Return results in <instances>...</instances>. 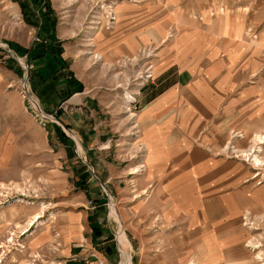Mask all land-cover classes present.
Here are the masks:
<instances>
[{
  "label": "rangeland",
  "instance_id": "obj_1",
  "mask_svg": "<svg viewBox=\"0 0 264 264\" xmlns=\"http://www.w3.org/2000/svg\"><path fill=\"white\" fill-rule=\"evenodd\" d=\"M116 1L0 0V210H13L2 217L0 260L28 256L23 264H58L53 259L59 256V227L80 209L74 198L83 187L77 180L82 170L84 179L92 175L101 183L102 213L117 249L112 255L105 249L98 253L109 263L128 264V255L131 264H139L143 255L146 264H264V142L254 139L264 135V120L253 122L248 130L232 131L218 153L199 161L205 167L195 169L192 183L172 189L153 184L137 195L141 191L134 190L131 179L117 184L118 191L107 181L109 161L121 166L144 163L138 171L134 168V177L146 169L138 159L145 147L135 150L142 145L137 137L139 101L130 104V98L123 101L122 96L127 91L136 96L134 89L145 73L138 63L148 61L147 67L150 59L157 60L154 50L142 49L119 57L109 71L102 59L90 65L100 50L87 45L88 40L97 26L104 31L113 27L116 18H108ZM100 16L102 22L95 23ZM50 34L57 45L61 40V54L48 51L44 57H28L25 49L41 51L40 42L50 40ZM19 45L22 53L16 50ZM27 87L41 109L25 96ZM61 96L67 98L59 101ZM53 119L63 122L71 137H58ZM46 124L52 128L49 134ZM256 153L263 159L258 166L253 162ZM159 188L181 198L193 195V223L181 209L170 214L176 205L168 202L166 193L150 196ZM144 204L153 206L149 217H142L139 206ZM34 213L39 216L27 228ZM12 214L18 219L11 220ZM48 228L52 236L43 245ZM70 230L63 231L69 236ZM30 241L38 247L21 251ZM42 258L50 261L43 263Z\"/></svg>",
  "mask_w": 264,
  "mask_h": 264
},
{
  "label": "crops",
  "instance_id": "obj_2",
  "mask_svg": "<svg viewBox=\"0 0 264 264\" xmlns=\"http://www.w3.org/2000/svg\"><path fill=\"white\" fill-rule=\"evenodd\" d=\"M110 7L116 18L113 27L104 31L103 26H97L88 40L100 50L94 52L90 65L96 62L95 53H99L100 60L108 63L109 71L119 57L135 55L142 49L154 50L157 60H149L153 78L143 79L138 89H134L139 101L137 137L142 144L135 150L145 147V154L138 159L145 162L146 169L134 177V168L144 163L130 165L129 162L121 166L109 161L106 179L112 180L117 191V184H127L131 179L137 186L134 190L141 191L137 195L153 184L172 189L175 185L192 183L195 169L205 167L201 163L206 162V155L218 153V146L227 141L232 131L248 130L253 122L264 120V0H119ZM81 45L85 44L81 42ZM147 62L138 63L143 72ZM81 92L84 91H77ZM110 101L117 103L112 97ZM52 121L58 137L66 140L70 135L63 122ZM50 129L46 124L48 134ZM64 148L65 152L69 149L66 145ZM79 164L84 165L82 161ZM90 166V163L85 165L86 169ZM76 168L79 170L80 166L77 164ZM82 173V170L77 173V180L83 187L74 198L80 209L68 215L71 221L59 227L55 246L59 256L53 259L58 264H84L90 259L103 258L98 253L100 249L110 255L117 249L112 240L113 231L102 213L105 203L101 183L92 175L84 179ZM154 190L150 196L161 191L166 193L170 204L176 205L170 214L184 211L193 223L192 194L189 199L184 194L181 198L169 193L168 189ZM141 206L142 217H149L153 206ZM12 211L0 210V228L3 215ZM18 216L12 214L11 220ZM67 227L72 229L69 236L63 231ZM51 236L48 228L43 245ZM24 247L21 251L27 252L38 246L30 241ZM23 260L29 257L4 259L0 264H23ZM139 264H146L143 255Z\"/></svg>",
  "mask_w": 264,
  "mask_h": 264
},
{
  "label": "bare ground",
  "instance_id": "obj_3",
  "mask_svg": "<svg viewBox=\"0 0 264 264\" xmlns=\"http://www.w3.org/2000/svg\"><path fill=\"white\" fill-rule=\"evenodd\" d=\"M74 0H69V2L70 3H72ZM68 2V3H69ZM112 16H114L115 17V15H114V13H112V11H110L109 10V18H108V20L110 21V19H111V17ZM102 19V17L100 16V17H96L95 18V20H94V22L95 23H100V22H102V20H97V19ZM107 18V17H106ZM108 21V22H109ZM102 26V25H101ZM101 26H100V28H101ZM73 33V32H72ZM94 39L92 38V39H90V41H93ZM91 44H93V43H89V44H87V45H91ZM94 60H96V61H99L100 60V54H97L96 56H94ZM129 93H127V95L126 94H124V100H127L128 101V98H130V101H129V103L130 104H132L133 103V101L132 100H134V96H131V94H129ZM132 101V102H131ZM254 139H255V141H258V142H264V135L263 134H256L255 135V137H254ZM229 144H230V142H229ZM227 147V146H226ZM236 149V148H235ZM227 151V150H226ZM253 162H254V164L255 165H260V164H262V162H263V159L259 156V154H253ZM264 163V162H263ZM140 169V167L139 168H136L135 169V171H138ZM1 186H4L5 188H6V184H4V183H2L1 184ZM114 212H116V211H114ZM38 216H39V213H37V214H35L29 221H28V223L26 224V227L28 228V226L30 225V224H33V222H34V220L36 219V218H38ZM19 227V226H18ZM23 228V227H22ZM25 228V227H24ZM10 241L11 240H13V238L11 237L10 239H9ZM9 240H8V242H9ZM125 254H126V252H125ZM126 261H127V263L128 264H131V261H130V259H131V256H129L128 257V255H126ZM188 264H196L195 263V261H192V262H190V263H188Z\"/></svg>",
  "mask_w": 264,
  "mask_h": 264
},
{
  "label": "trees",
  "instance_id": "obj_4",
  "mask_svg": "<svg viewBox=\"0 0 264 264\" xmlns=\"http://www.w3.org/2000/svg\"><path fill=\"white\" fill-rule=\"evenodd\" d=\"M51 35L52 34H50V36ZM58 41H60V43H58V45H57L56 40L54 39V36L52 35L50 40H48L46 42L45 41L40 42L39 46L42 47V49H40L41 51H35L34 50V46H32L31 48H26L25 49L26 50L25 53H27L28 57H30V58H38L40 55L45 54L48 51H53L54 54L58 57L61 54V52H62V48H61L62 42H61V40H58ZM12 45H13L12 47H15L14 44H12ZM0 50H3V49L0 48ZM16 50L21 51V53H22L23 48L19 45V46L16 47ZM11 59L14 60L15 62H17L14 57H12ZM33 72L36 73L37 71L34 70ZM59 98H60L59 101H61V100L66 99L67 97L66 96H61Z\"/></svg>",
  "mask_w": 264,
  "mask_h": 264
},
{
  "label": "built area",
  "instance_id": "obj_5",
  "mask_svg": "<svg viewBox=\"0 0 264 264\" xmlns=\"http://www.w3.org/2000/svg\"><path fill=\"white\" fill-rule=\"evenodd\" d=\"M115 19V17L114 16H112L111 17V19H110V21H112V20H114ZM109 21V22H110ZM142 77H143V79L145 80V81H149L151 78H153V76H154V74H153V71H152V64H151V62H150V64L146 67V69H145V73H144V75H141ZM24 93H25V96H27L28 95V97L32 100V102H33V104L35 105V107H38V108H40V103H39V101L32 95L31 96V93H30V90H29V88L27 87L26 88V90H24ZM135 100H137V98L135 97L134 98V100H132L133 101V103H134V101ZM132 103V104H133ZM39 104V105H38ZM41 109V108H40ZM142 164V163H141ZM142 166H144V165H141L140 167H142ZM84 264H109L108 263V261L106 260V259H104V258H96V259H90V260H88L86 263H84Z\"/></svg>",
  "mask_w": 264,
  "mask_h": 264
}]
</instances>
